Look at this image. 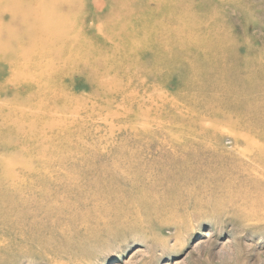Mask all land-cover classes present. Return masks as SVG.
I'll return each mask as SVG.
<instances>
[{
    "label": "rangeland",
    "instance_id": "1",
    "mask_svg": "<svg viewBox=\"0 0 264 264\" xmlns=\"http://www.w3.org/2000/svg\"><path fill=\"white\" fill-rule=\"evenodd\" d=\"M64 1L69 36L26 56L5 27L29 0H0V176L18 175L0 179V264H264V184L240 138L264 145V0ZM126 81L144 86L131 103L108 94Z\"/></svg>",
    "mask_w": 264,
    "mask_h": 264
},
{
    "label": "bare ground",
    "instance_id": "2",
    "mask_svg": "<svg viewBox=\"0 0 264 264\" xmlns=\"http://www.w3.org/2000/svg\"><path fill=\"white\" fill-rule=\"evenodd\" d=\"M120 1H123V0H105L104 1L105 14L109 12V8L112 7V5H114L115 3H119ZM59 4H63L65 6V8H69V6H68L69 2L64 1V0H29V2L26 4L27 19L25 18L21 22H18V21L13 22L12 25L5 27L6 31H11L13 29V26L21 28V36L20 37L26 43L22 48V52L26 56H33V52H35L36 50H39V49L41 50L44 47L47 48L48 46H52V43L50 40L45 42L43 39L42 40L37 39V38H39V36H43L45 34H48L49 39H55L54 37H51V35H50L52 32H57L60 39L61 38L63 39L66 36H69V35H67L68 33L65 32L66 31L64 29L65 26L69 25V24L70 25L75 24L78 19H76L75 17L70 18V17L66 16L64 13L62 15V13L60 14V12H56V7ZM47 7H48L47 13L37 14V13L42 12L41 10L44 8L46 9ZM2 12H5V9L1 8L0 13H2ZM6 13H8L11 16H15V14L13 12L6 11ZM112 20H114V23H116L119 19H116V17H115V18H112ZM32 21H33V23H32ZM123 22L126 23L125 21H123ZM3 28L4 27L2 25H0V29L2 30ZM109 34H106V35L109 37L110 36ZM24 47H27V48L24 49ZM4 52L5 51H3L2 53H4ZM15 59L16 58H14L12 60L14 61ZM20 59L22 60V58H20ZM22 63L25 65H28L26 62H24V59H23ZM25 65H23V66H25ZM6 66H7V63H6ZM217 68H219V67H217ZM90 73L93 74L94 73L93 70H90ZM40 77H39V79H40ZM9 79H8L9 81H13L15 78H9ZM98 82H102V81L99 80ZM139 86L141 88L142 87L144 88L143 83H141L140 85L138 84L137 86H134V85H132L131 81H129V82L126 81L125 84L123 85V88L120 85L119 86H109L108 87L109 88L108 94L113 96V95L120 93L121 91H124V97H125L126 103H129V102L131 103L132 101H135V99L138 96V93L134 92V88L139 87ZM178 93H179V95H183L179 91H178ZM141 95H143V94H141ZM141 95H140V97H142V98H140L141 102L146 101V100H148V102H149L148 104L150 107L148 108V110H150V109L158 110V108L160 107V106H158V103L163 101V99H164V98L163 99L162 98L150 99L148 97H143ZM210 105L207 106L206 109L209 111V114L212 115V109L214 108L212 106L213 103ZM174 109H175L174 111L168 112V118L169 119H171V120H176V118L177 119L178 118L189 119L188 116H186V117L182 116V113L180 110H178V108L175 107ZM13 111H14V114H12L10 112L11 121L13 123H14V121H16L15 123L20 122L24 126L25 123H24V121H22L24 119V116H23L22 120L19 118H16L15 115L18 114L17 108L13 107ZM28 114H30V113H27L25 115V117H27ZM35 114H36V116H34V119L30 123L39 124L40 120H41V115L38 114V111H36ZM157 123H160V122H157ZM22 125H20L21 129L18 128L17 131H19V133H27L24 131V130H27V128H23ZM199 125L202 129H204L203 124H199ZM257 129H259V128H257ZM252 131L253 130L251 128H246V129L244 128V132L242 133V135L240 137L241 140L243 141L244 145L246 146L245 150L242 152L243 156L247 160V162L252 164V166H253V167L249 166V167L244 168V171L246 172V175L251 176L258 183L262 182L261 184H264V145L257 144V141L261 137L260 134L255 136L257 138V140L254 141L252 139ZM259 133H262V132H259ZM27 135L28 136H20V134H18V133L16 134L17 140L14 141V145L15 146L20 145L18 151H20L21 153L17 152V155H16L19 158L22 157L21 154H23L24 156L27 155L25 152L26 151L28 152V150H27L26 144L24 145V143H26V141H29L31 139V137L35 138V136H31L29 133H27ZM166 138L167 139L169 138L170 140H172V142L174 141L175 144L178 143V144H182L184 147H187L183 144L184 139H181V137H174V136L170 135V137H166ZM262 138H264V136ZM41 139H44V143L47 146L40 145V147L47 148L48 146L53 145L54 140L52 137H42ZM16 164L14 165L13 160L9 159L3 164V166L6 165V167H8V169L11 168L12 170H14V168L16 167ZM40 165L43 166V169L36 170V169L32 168V166H30V165L26 166V168L28 167L26 169L27 172L31 171L30 175L32 176V178L38 179V178L47 176V173L44 172V171L48 170V169H45L47 166L46 160L41 161ZM0 167H2L1 164H0ZM6 171H8L7 175H3V176L1 175L0 176L1 182L6 180L3 178H9L11 175H13V177L18 176V175L11 174L9 170H6ZM12 181H14V180H12ZM23 183H24V181H21V185ZM7 187H8V189H10L14 192L18 189L12 182L9 183V185Z\"/></svg>",
    "mask_w": 264,
    "mask_h": 264
}]
</instances>
